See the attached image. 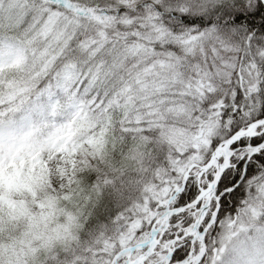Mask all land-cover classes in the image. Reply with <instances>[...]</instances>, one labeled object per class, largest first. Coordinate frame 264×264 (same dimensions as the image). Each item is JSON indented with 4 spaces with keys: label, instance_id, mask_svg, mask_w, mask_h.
I'll list each match as a JSON object with an SVG mask.
<instances>
[{
    "label": "snow or ice",
    "instance_id": "6c2138e0",
    "mask_svg": "<svg viewBox=\"0 0 264 264\" xmlns=\"http://www.w3.org/2000/svg\"><path fill=\"white\" fill-rule=\"evenodd\" d=\"M262 176L264 0H0V264H212Z\"/></svg>",
    "mask_w": 264,
    "mask_h": 264
},
{
    "label": "clouds",
    "instance_id": "9594fccd",
    "mask_svg": "<svg viewBox=\"0 0 264 264\" xmlns=\"http://www.w3.org/2000/svg\"><path fill=\"white\" fill-rule=\"evenodd\" d=\"M264 176L243 189L233 201L228 200L218 214L211 232L209 247L215 256L212 264H264ZM61 207L75 210L72 201L62 202ZM59 220L63 222L64 217Z\"/></svg>",
    "mask_w": 264,
    "mask_h": 264
}]
</instances>
